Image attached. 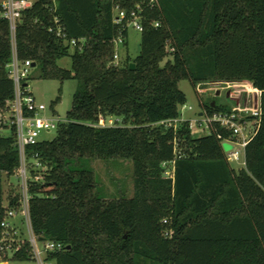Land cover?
<instances>
[{"label": "trees", "instance_id": "obj_1", "mask_svg": "<svg viewBox=\"0 0 264 264\" xmlns=\"http://www.w3.org/2000/svg\"><path fill=\"white\" fill-rule=\"evenodd\" d=\"M138 1L139 54L115 64L113 39L127 38ZM157 1L34 0L18 19V60L34 63L43 79L77 81L56 136L26 147L48 166L44 180L28 188L33 233L65 245L48 253L54 264H264V0ZM116 6L126 11L120 25L113 22ZM54 18L78 39L75 46L50 31ZM12 56L9 22L0 15V108L10 109L14 99ZM64 56L71 57L69 68L58 64ZM184 79L194 88L247 81L261 91L262 118L245 147V166L226 159L217 137L225 129L195 137L186 121L176 132L159 123L180 115ZM60 94L61 88L53 113ZM204 106L213 112L211 102ZM108 117L124 125H94ZM14 130L0 135V222L18 206L17 194L7 207L3 199L2 176H14L19 166ZM175 137L181 156L169 177L162 162L174 158ZM85 159L130 160L132 196H100ZM11 259H32L28 242Z\"/></svg>", "mask_w": 264, "mask_h": 264}, {"label": "built area", "instance_id": "obj_2", "mask_svg": "<svg viewBox=\"0 0 264 264\" xmlns=\"http://www.w3.org/2000/svg\"><path fill=\"white\" fill-rule=\"evenodd\" d=\"M34 0H2L0 15L9 22V28L13 43V56L8 64L9 74L14 84V99L11 108H0V124L14 126V135L19 153V166L14 176L19 180L18 206L9 207L5 211V215L0 222V259L2 257L13 256L21 249L24 242H28L29 252L32 259H36L38 264H54L53 260L47 259L50 252H61L65 249V245L61 241L46 240L38 241L33 233L29 214L28 191L31 182L43 181L48 170V166L41 162L38 152H34L32 156H28L26 147L35 145L43 138L40 137L42 132H49L51 129H57L66 122V118H55L53 115H47V107L44 103L38 102L26 82L29 76L32 63L30 60L19 61L15 52V29L18 19L22 12L30 8ZM157 0H149L152 6L157 4ZM142 2L135 4L132 16L127 19L126 26H133L136 30L142 31L141 23ZM126 18V11L116 6L113 13V22L117 25L123 23ZM54 26L50 27L57 38L70 44L72 47L78 43V39H69L64 32V27L59 23L58 18H54ZM159 21L154 22V26H159ZM126 38L122 33L113 39L114 52L112 61L115 64L120 62L119 49L124 45ZM220 83L227 97L235 100L233 104L227 106V109L216 110L212 106L213 112L210 113L206 107L201 108L198 118L187 120L182 118V114L176 118H170L160 121L166 128H172L174 132L183 122H188V127L192 130L196 125L207 130L206 134L216 132L217 126L227 131L226 135L217 132V137L222 141L230 143L231 147L225 152L226 159L231 165L245 166V147L256 134L261 118L262 109L260 106L261 91L247 81L234 82H208ZM201 84L196 86L198 92H201ZM242 86V89L236 91V86ZM224 105V104H223ZM185 108L186 104L180 106ZM179 108V110H180ZM191 109V106H188ZM51 114H54L51 111ZM95 126H120L124 125L121 118L108 117L100 118ZM174 158L169 161H163L162 167L164 174L173 177L175 159L181 156L178 140L173 139ZM28 158L32 163H28ZM1 174V173H0ZM9 200L4 205L7 207ZM41 243V245H40Z\"/></svg>", "mask_w": 264, "mask_h": 264}, {"label": "rangeland", "instance_id": "obj_3", "mask_svg": "<svg viewBox=\"0 0 264 264\" xmlns=\"http://www.w3.org/2000/svg\"><path fill=\"white\" fill-rule=\"evenodd\" d=\"M141 32L136 30L133 26L128 27V35L126 38V44L119 49L120 59L123 61L130 57L134 58L140 51ZM121 61V60H120ZM58 64L62 67L69 68L71 65V57L64 56L58 60ZM28 85L33 95L38 102H42L46 105L47 115H53L55 118H65L66 112L71 107L72 95L76 88L77 81L75 79H66L62 83L56 79H43L40 77V71L38 67H33L29 72ZM179 88L186 95V107L180 108L183 119L192 120L198 118L201 108H204V104H208L212 101H216L217 104H224L230 106L235 102L234 99L227 97L226 89H224L220 83H204L201 84V92H198L193 87L188 79L180 80ZM61 88V94L59 101L55 104V113L51 114L50 104L59 95V89ZM242 89V86H236L234 90L238 91ZM216 91H219L217 94ZM217 94V95H216ZM188 106L192 108L189 109ZM0 135L8 136L11 134V126H4L0 124ZM207 130L195 126L192 129V133L195 137L206 134ZM57 134V129H51L49 132H42L40 137L43 139H52ZM224 151H228L231 147L230 143L226 141L221 142ZM28 163H32V160L28 158ZM83 164L94 170L95 176L98 182L99 195L102 197H131L133 194V164L130 160H117V159H85ZM235 168H239V165H232ZM3 199L4 203L19 192L18 179L15 176H6L3 174ZM41 245V243H40ZM0 262L4 264H38L36 259H29L26 261H19L11 259L9 257H2Z\"/></svg>", "mask_w": 264, "mask_h": 264}, {"label": "water", "instance_id": "obj_4", "mask_svg": "<svg viewBox=\"0 0 264 264\" xmlns=\"http://www.w3.org/2000/svg\"><path fill=\"white\" fill-rule=\"evenodd\" d=\"M32 66H34V63H32ZM130 67L133 68V67H134V63H131V64H130ZM218 93H219V91L217 92V94H218ZM217 94H216V95H217ZM227 95H228V93H227ZM214 104H215V101H212V102H211V105L213 106Z\"/></svg>", "mask_w": 264, "mask_h": 264}, {"label": "crops", "instance_id": "obj_5", "mask_svg": "<svg viewBox=\"0 0 264 264\" xmlns=\"http://www.w3.org/2000/svg\"><path fill=\"white\" fill-rule=\"evenodd\" d=\"M218 91H216V93H217ZM0 264H4L3 262H0Z\"/></svg>", "mask_w": 264, "mask_h": 264}]
</instances>
